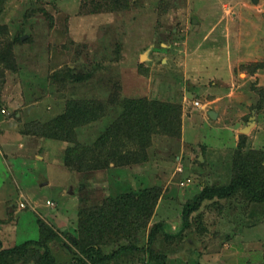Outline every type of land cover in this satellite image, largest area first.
<instances>
[{
  "label": "rangeland",
  "instance_id": "1",
  "mask_svg": "<svg viewBox=\"0 0 264 264\" xmlns=\"http://www.w3.org/2000/svg\"><path fill=\"white\" fill-rule=\"evenodd\" d=\"M113 5L0 0V44L10 52L0 67L1 246L38 238L39 219L55 232L46 241L55 260L75 262L82 254L72 241L78 210L150 185L160 192L145 197L153 207L146 224L139 217L132 222L136 239L101 246L104 253L127 242L137 248L120 250L106 264L149 262L150 251L152 264H264V202L247 201L239 191L191 210L204 186L229 183L241 154L264 153V0ZM116 88L120 96L172 104V117L180 107V134L167 133L158 121L168 115L165 108L157 109L158 118L146 115L141 126L117 128L105 103ZM84 98L97 99L103 114L77 126L76 140L93 145L115 127L119 142L142 156L139 162L72 170L64 163L68 142L31 130V121L45 122L67 101ZM208 109L216 110L214 118ZM157 222L163 228L147 243Z\"/></svg>",
  "mask_w": 264,
  "mask_h": 264
},
{
  "label": "trees",
  "instance_id": "2",
  "mask_svg": "<svg viewBox=\"0 0 264 264\" xmlns=\"http://www.w3.org/2000/svg\"><path fill=\"white\" fill-rule=\"evenodd\" d=\"M120 2L121 0H114V5L110 7L118 9ZM122 4L125 7L124 3ZM2 28L0 26V33H3ZM8 49V45L0 44V67L1 65L2 67L7 66V54L10 53ZM71 70L69 66H66V71ZM71 78L83 79L84 75L73 73ZM105 103L113 108V123L116 124L117 128L122 129V125L127 127L141 126L140 122L144 120L146 115L150 117L151 113L150 118H158L160 113L157 109L165 108L168 117L160 116L158 121L163 124V129L167 128V133L180 134V107L172 117L170 110L172 104L168 102L145 96H120L116 88L108 95ZM102 114L97 99H74L67 101L64 110L55 117L45 122L31 121L30 128L37 135L68 142L64 150V163L72 170L85 171L106 167L110 161L117 165L139 162L142 156H139L137 151H132L130 145L119 142L117 139L120 136L119 133L114 134L119 130L116 131L115 127L108 126L105 128L97 136L93 145L80 144L76 140V127L93 121ZM138 129L141 133L144 128L139 127ZM140 133L139 135H141ZM240 135L243 136L244 134ZM241 143L242 140H240L239 145ZM155 189V187L147 185L134 191L124 190L120 195L111 196L99 204L79 209L76 236L72 241L80 248L82 254L77 256L75 262L59 263L55 260L46 242L55 232L49 228H44L43 222L38 219L40 233L38 238H29L8 247H2L0 244V264H14L19 261L25 264L29 260L33 264H106L120 250L137 248L134 242H127L119 244L118 248L110 253H104L101 250L102 245L117 239L131 237L136 239L137 236L132 235L133 226L131 224L134 220L137 221L138 217L139 219L142 218L143 225L146 224L153 207L145 204V197L154 190V199L157 198L160 191ZM239 191L244 194L247 201L264 202V153L261 158H256L251 152L241 154L235 162L234 176L229 183L204 186L193 197L191 210L197 209L205 199H213L214 204H216L219 198L234 196ZM184 221L185 224L188 223L187 216L184 217ZM162 228V222L154 223L149 229L147 243L152 242L156 230ZM149 256L147 263L152 264L151 258L155 257V254L150 251ZM162 258L164 255L161 256ZM144 262L143 260L141 264Z\"/></svg>",
  "mask_w": 264,
  "mask_h": 264
},
{
  "label": "water",
  "instance_id": "3",
  "mask_svg": "<svg viewBox=\"0 0 264 264\" xmlns=\"http://www.w3.org/2000/svg\"><path fill=\"white\" fill-rule=\"evenodd\" d=\"M254 1L256 2L257 0H254ZM142 55H143V54H141V57H142ZM208 114H209V116H210L211 118H214V117L216 116L217 112H216L215 110H213V109H209V110H208ZM253 122H254V115L251 116V119L248 120L247 123H246L244 126H242V127L240 128V130H241V131H246V130L249 128L250 124H252Z\"/></svg>",
  "mask_w": 264,
  "mask_h": 264
},
{
  "label": "built area",
  "instance_id": "4",
  "mask_svg": "<svg viewBox=\"0 0 264 264\" xmlns=\"http://www.w3.org/2000/svg\"><path fill=\"white\" fill-rule=\"evenodd\" d=\"M194 103H195L196 105H199V101H197V100H195ZM1 111H4V109L1 108ZM143 264H148V263H147V262H144Z\"/></svg>",
  "mask_w": 264,
  "mask_h": 264
},
{
  "label": "bare ground",
  "instance_id": "5",
  "mask_svg": "<svg viewBox=\"0 0 264 264\" xmlns=\"http://www.w3.org/2000/svg\"><path fill=\"white\" fill-rule=\"evenodd\" d=\"M144 56V54L142 55V57Z\"/></svg>",
  "mask_w": 264,
  "mask_h": 264
},
{
  "label": "crops",
  "instance_id": "6",
  "mask_svg": "<svg viewBox=\"0 0 264 264\" xmlns=\"http://www.w3.org/2000/svg\"><path fill=\"white\" fill-rule=\"evenodd\" d=\"M209 110V109H208ZM216 111V110H215ZM208 112V111H207Z\"/></svg>",
  "mask_w": 264,
  "mask_h": 264
}]
</instances>
